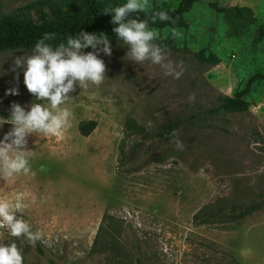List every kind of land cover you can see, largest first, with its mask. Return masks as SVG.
I'll return each mask as SVG.
<instances>
[{
  "label": "rangeland",
  "instance_id": "374dc122",
  "mask_svg": "<svg viewBox=\"0 0 264 264\" xmlns=\"http://www.w3.org/2000/svg\"><path fill=\"white\" fill-rule=\"evenodd\" d=\"M30 1L0 0V15ZM234 7L249 9L247 18L234 17ZM183 16L177 47L164 46L184 68L179 78L135 64L122 41L109 42L111 56L98 57L108 79L69 94L71 127L62 137H29L35 175H0V198L27 193L17 215L41 232L42 255L0 228V243L14 241L24 264H107L109 254L112 264H135L136 256L142 264H264V207L243 218L193 220L264 192V79L243 96L246 109L211 111L264 69V0H191ZM29 54L0 52V116L13 101L25 110L34 102L22 70L19 80L11 70L16 56ZM13 85L19 95L5 96ZM174 119L182 121V149L156 134ZM90 120L95 127L84 136L79 125Z\"/></svg>",
  "mask_w": 264,
  "mask_h": 264
},
{
  "label": "clouds",
  "instance_id": "9594fccd",
  "mask_svg": "<svg viewBox=\"0 0 264 264\" xmlns=\"http://www.w3.org/2000/svg\"><path fill=\"white\" fill-rule=\"evenodd\" d=\"M150 0H125L124 3L103 10L104 14L112 13V32L127 47L125 57L135 64L146 61L159 65L165 75L179 78L184 68L168 60L167 49L158 43L159 34L150 27L157 20L164 22L170 19L166 11L153 12L150 16L147 9ZM144 13V17H141ZM109 36L104 31L88 34L81 31L73 37L68 35L60 43L53 44L56 33L45 32L39 38L27 56H16L11 65L13 79L19 80L21 69L23 84L34 102L25 110L18 102L10 103V114L7 118L0 116V175L14 177L17 175H35L32 171L29 156V137L44 135L62 137L71 127L73 112L68 103L75 97L77 88L84 89L100 86L108 79L100 53L111 56L112 48ZM91 46L93 51L83 50ZM7 95H19L16 85L5 90ZM189 99H195L194 95ZM5 124L10 125L3 131ZM174 138L175 147L183 148L178 138V130L169 134ZM27 193H17L11 199L0 198V228H6L12 237L23 236L31 245L41 239L39 230L33 231L31 224L22 216H18L26 207ZM0 264H24L21 250L13 241L0 243Z\"/></svg>",
  "mask_w": 264,
  "mask_h": 264
},
{
  "label": "trees",
  "instance_id": "16d2710c",
  "mask_svg": "<svg viewBox=\"0 0 264 264\" xmlns=\"http://www.w3.org/2000/svg\"><path fill=\"white\" fill-rule=\"evenodd\" d=\"M191 0H180L178 6H161L152 5L147 9L150 16L153 12L166 11L170 17L168 21H156L155 24L150 23L151 28L163 29L169 28L170 32L166 36L159 34V39L155 43L168 46L175 49L176 36L175 30L185 26V18L183 16L184 6ZM125 0H32L22 6L14 8L8 13L0 15V52L8 50H32L35 42L42 37L45 32L56 33V40L53 44L60 43L65 40L68 35L73 37L80 34L81 31L91 34L93 32L104 31L109 36V42L122 41L112 32L114 26L111 21L112 13H103L104 9L122 4ZM234 17L244 20L247 18L249 9L245 7H234ZM144 17V13H141ZM250 19L244 21L248 23ZM198 56V54L196 53ZM216 62V59H214ZM264 79V69L261 72L254 73L249 77L243 89L238 90L233 96L221 95L217 107L211 111L237 109L244 110L247 103L243 96L248 92L251 84L257 80ZM180 119L169 120L162 125L161 129L156 132L161 139H169V135L173 129L179 130L181 126ZM96 122L90 120L87 123L79 125V131L82 135L87 136L95 127ZM264 207V192L258 194L252 201L243 204H233L225 210L212 211L203 215H195L193 220L200 224L211 220L217 216L230 218H243L260 210ZM35 248L39 254H44L43 249L37 241ZM110 258L112 257L109 254ZM108 257V258H109ZM110 258L107 264H112ZM113 258V257H112ZM50 264H57L53 260H49ZM135 264H142L141 259L136 256Z\"/></svg>",
  "mask_w": 264,
  "mask_h": 264
}]
</instances>
